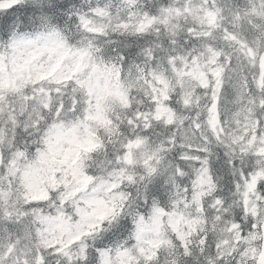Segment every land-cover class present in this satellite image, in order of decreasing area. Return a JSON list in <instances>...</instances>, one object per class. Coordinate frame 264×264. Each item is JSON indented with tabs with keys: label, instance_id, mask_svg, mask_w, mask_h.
<instances>
[{
	"label": "clouds",
	"instance_id": "1",
	"mask_svg": "<svg viewBox=\"0 0 264 264\" xmlns=\"http://www.w3.org/2000/svg\"><path fill=\"white\" fill-rule=\"evenodd\" d=\"M0 264H264V0H0Z\"/></svg>",
	"mask_w": 264,
	"mask_h": 264
}]
</instances>
